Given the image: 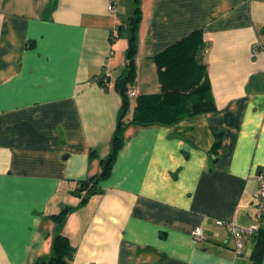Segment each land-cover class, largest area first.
Returning a JSON list of instances; mask_svg holds the SVG:
<instances>
[{
	"label": "crops",
	"instance_id": "crops-1",
	"mask_svg": "<svg viewBox=\"0 0 264 264\" xmlns=\"http://www.w3.org/2000/svg\"><path fill=\"white\" fill-rule=\"evenodd\" d=\"M137 4L130 105L159 90L151 57L200 29L214 110L128 124L82 202L77 181L100 172L116 123L126 41L113 36L127 13L119 0H0V264L46 259L56 233L74 248L69 264H254L264 219L238 255L214 219L251 223L255 175L264 182V0Z\"/></svg>",
	"mask_w": 264,
	"mask_h": 264
},
{
	"label": "trees",
	"instance_id": "trees-1",
	"mask_svg": "<svg viewBox=\"0 0 264 264\" xmlns=\"http://www.w3.org/2000/svg\"><path fill=\"white\" fill-rule=\"evenodd\" d=\"M135 1L125 23L116 27L113 36L117 38L122 28L127 29L122 68L112 82V89L120 98V106L109 150L106 156L99 160L98 174L77 181L78 186L74 193L81 196L82 202L90 195L99 192L98 183L108 175L114 157L122 146L124 129L128 124H171L183 117L214 110L203 59L205 44L202 41L200 29L190 31L151 57L159 90L156 93L135 95L133 104L130 105L135 78L136 41L141 17L140 7L137 0ZM262 31L264 32V27ZM101 77L98 78V84L106 88L105 84L109 77L105 82L101 81ZM217 141L218 137L214 144ZM68 211L69 208L64 207L52 217L60 224ZM258 231L260 229L253 235H258ZM263 247L264 239H256L251 256L254 264L257 263ZM49 250L50 254L46 259L31 264H69L74 248L66 235L56 233L50 239Z\"/></svg>",
	"mask_w": 264,
	"mask_h": 264
},
{
	"label": "built area",
	"instance_id": "built-area-1",
	"mask_svg": "<svg viewBox=\"0 0 264 264\" xmlns=\"http://www.w3.org/2000/svg\"><path fill=\"white\" fill-rule=\"evenodd\" d=\"M107 10L109 12L114 11V5L112 2L107 4ZM109 77V73L107 71L101 77V81L105 82ZM255 179L258 182V189L255 193V200L253 202V217L251 223L245 226H238L231 221L222 220V219H214V222L217 225L224 226L227 231L230 233L233 239V253L238 255L242 252V240L244 237L253 235L259 229L261 221L264 219V182L262 181L261 175H255ZM190 235L192 239L201 238V228L199 226L192 227L190 231Z\"/></svg>",
	"mask_w": 264,
	"mask_h": 264
},
{
	"label": "rangeland",
	"instance_id": "rangeland-1",
	"mask_svg": "<svg viewBox=\"0 0 264 264\" xmlns=\"http://www.w3.org/2000/svg\"><path fill=\"white\" fill-rule=\"evenodd\" d=\"M130 4H131V0H119V6L121 8V11L127 14L124 15L123 19H122V24L125 23V19L127 18V16L130 14ZM126 37H127V29L124 27L121 29L120 35L119 37H117V39H120L119 41H126Z\"/></svg>",
	"mask_w": 264,
	"mask_h": 264
}]
</instances>
